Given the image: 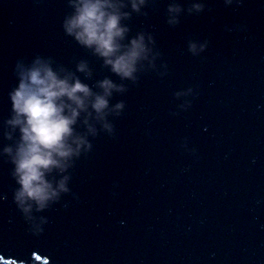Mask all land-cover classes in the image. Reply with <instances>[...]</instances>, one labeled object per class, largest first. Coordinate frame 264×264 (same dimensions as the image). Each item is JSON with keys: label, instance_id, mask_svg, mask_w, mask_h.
<instances>
[{"label": "water", "instance_id": "water-1", "mask_svg": "<svg viewBox=\"0 0 264 264\" xmlns=\"http://www.w3.org/2000/svg\"><path fill=\"white\" fill-rule=\"evenodd\" d=\"M169 2L133 14L130 35L152 33L160 55L114 94L110 103L125 108L109 117L111 135L89 137L92 149L68 169L70 191L35 213L47 218L42 233L28 231L0 157L1 261L264 264V0H199L204 10L181 13L175 27L165 22ZM69 11L66 0H0V122L18 59L40 53L74 69L83 58L93 69L86 83L119 82L64 34ZM189 40L206 46L194 56ZM2 132L0 147L11 143Z\"/></svg>", "mask_w": 264, "mask_h": 264}, {"label": "clouds", "instance_id": "clouds-1", "mask_svg": "<svg viewBox=\"0 0 264 264\" xmlns=\"http://www.w3.org/2000/svg\"><path fill=\"white\" fill-rule=\"evenodd\" d=\"M150 3L154 0H66L71 11L61 21L64 34L100 60L101 68L119 82L105 75L92 85L86 83L92 79L93 69L83 58L75 61L74 69L40 53L16 61L13 72L18 83L8 93L10 114L0 122L3 138L11 143L0 147V157L12 165L10 176L17 185L12 199L28 222V231L35 228L42 233L47 218L35 213L48 209L70 191L68 169L92 149L89 137L95 138L101 131L113 133L109 117L121 115L125 102L110 101L114 94L127 91L124 81L135 84L138 73L155 67L160 53L153 50L152 33L140 29L130 35L129 23L133 14L147 16L144 8ZM204 8L199 0L186 7L170 0L165 22L175 27L181 13L198 14ZM205 46L206 42L194 40L187 45L194 56ZM191 91H177L174 96Z\"/></svg>", "mask_w": 264, "mask_h": 264}, {"label": "rangeland", "instance_id": "rangeland-1", "mask_svg": "<svg viewBox=\"0 0 264 264\" xmlns=\"http://www.w3.org/2000/svg\"><path fill=\"white\" fill-rule=\"evenodd\" d=\"M0 264H14L12 261H9V262H3V261H1V259H0Z\"/></svg>", "mask_w": 264, "mask_h": 264}]
</instances>
